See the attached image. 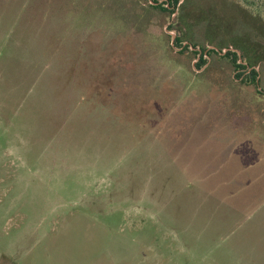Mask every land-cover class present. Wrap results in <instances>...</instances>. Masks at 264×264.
I'll list each match as a JSON object with an SVG mask.
<instances>
[{"label":"rangeland","instance_id":"1","mask_svg":"<svg viewBox=\"0 0 264 264\" xmlns=\"http://www.w3.org/2000/svg\"><path fill=\"white\" fill-rule=\"evenodd\" d=\"M56 245L264 264V0H0V264Z\"/></svg>","mask_w":264,"mask_h":264},{"label":"crops","instance_id":"2","mask_svg":"<svg viewBox=\"0 0 264 264\" xmlns=\"http://www.w3.org/2000/svg\"><path fill=\"white\" fill-rule=\"evenodd\" d=\"M18 248H22V249H16V261L15 263H11V264H22V261L24 262L23 264H26V258L30 257L31 252H39L40 254L38 255H33L32 257V261H30L32 264H75L74 260L71 259V255H69V252H72L73 250L71 249H67V248H72V246H68V245H56V246H41V247H37L38 249H36V247L32 248V247H18ZM36 249V250H34ZM19 252H23L24 255L20 256L21 254ZM51 253H56V260H58L57 262L53 261V259H51ZM62 260H65V262H63ZM3 260L2 263L3 264ZM5 264V263H4ZM8 264V262L6 263Z\"/></svg>","mask_w":264,"mask_h":264},{"label":"trees","instance_id":"3","mask_svg":"<svg viewBox=\"0 0 264 264\" xmlns=\"http://www.w3.org/2000/svg\"><path fill=\"white\" fill-rule=\"evenodd\" d=\"M177 1L178 0H172V4H174L175 6L177 5ZM174 2V3H173ZM151 8H153V9H156V8H161V9H163L164 11H166L167 12V9L166 8H163L162 6H159V7H156V6H150ZM177 42H179V39L177 38V40H176ZM185 49L187 50V52L188 51H190V47L189 46H187V47H185ZM191 53V52H190ZM209 53H216V51L215 50H210V51H208V54ZM228 54L230 55V56H236V54L235 53H233V52H231V51H229L228 52ZM227 54V55H228ZM228 55V56H229ZM246 62L248 63L247 64V66H249V67H255L256 65H257V62H248V60H247V58H246ZM236 63V66L238 67V68H244V66L243 65H240V64H238L237 62H235ZM252 73L254 74L255 73V70H252Z\"/></svg>","mask_w":264,"mask_h":264},{"label":"water","instance_id":"4","mask_svg":"<svg viewBox=\"0 0 264 264\" xmlns=\"http://www.w3.org/2000/svg\"><path fill=\"white\" fill-rule=\"evenodd\" d=\"M173 38L175 37L174 35H171ZM225 52V51H224ZM224 52H222L221 54H224ZM236 52V51H235Z\"/></svg>","mask_w":264,"mask_h":264}]
</instances>
